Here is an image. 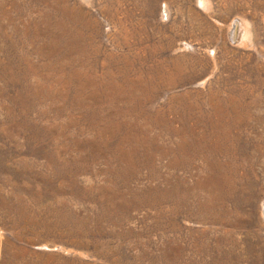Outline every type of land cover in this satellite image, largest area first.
<instances>
[{"label":"rangeland","instance_id":"374dc122","mask_svg":"<svg viewBox=\"0 0 264 264\" xmlns=\"http://www.w3.org/2000/svg\"><path fill=\"white\" fill-rule=\"evenodd\" d=\"M263 205L264 0H0V264H264Z\"/></svg>","mask_w":264,"mask_h":264},{"label":"bare ground","instance_id":"6f19581e","mask_svg":"<svg viewBox=\"0 0 264 264\" xmlns=\"http://www.w3.org/2000/svg\"><path fill=\"white\" fill-rule=\"evenodd\" d=\"M241 25H242V24H241ZM241 30H242L244 33H246L245 30H244V28L242 29V26L239 25V29H238V27H236V28L234 29V34H236L237 32H240ZM242 31H241V32H242ZM263 206H264V205H263Z\"/></svg>","mask_w":264,"mask_h":264}]
</instances>
